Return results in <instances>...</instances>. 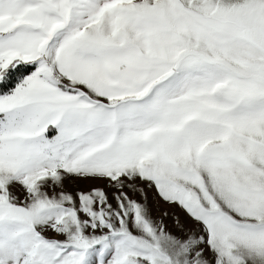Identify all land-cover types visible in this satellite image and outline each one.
Wrapping results in <instances>:
<instances>
[{
    "label": "snow or ice",
    "instance_id": "snow-or-ice-1",
    "mask_svg": "<svg viewBox=\"0 0 264 264\" xmlns=\"http://www.w3.org/2000/svg\"><path fill=\"white\" fill-rule=\"evenodd\" d=\"M0 264H264V0H0Z\"/></svg>",
    "mask_w": 264,
    "mask_h": 264
}]
</instances>
